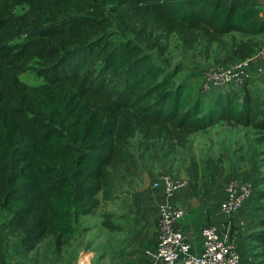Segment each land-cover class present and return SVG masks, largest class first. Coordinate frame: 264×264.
<instances>
[{
    "label": "trees",
    "instance_id": "obj_1",
    "mask_svg": "<svg viewBox=\"0 0 264 264\" xmlns=\"http://www.w3.org/2000/svg\"><path fill=\"white\" fill-rule=\"evenodd\" d=\"M129 8L137 23L125 27L146 47L110 31ZM175 30L224 44L230 33L264 34V10L259 0H0V210L28 250L50 235L65 244L81 216L115 197L114 172H138L135 136L183 148L217 124L264 132L258 78L216 88L207 102L155 57ZM29 69L40 83L21 79ZM261 165L264 183V148ZM113 216L103 226L121 229ZM258 226L264 243V217Z\"/></svg>",
    "mask_w": 264,
    "mask_h": 264
},
{
    "label": "rangeland",
    "instance_id": "obj_2",
    "mask_svg": "<svg viewBox=\"0 0 264 264\" xmlns=\"http://www.w3.org/2000/svg\"><path fill=\"white\" fill-rule=\"evenodd\" d=\"M259 2L264 10V0ZM26 9L24 5L18 6L14 12L20 14ZM114 17L115 26L110 29L114 37L131 38L147 46L143 38L129 32L125 27L126 22L137 23L130 8L123 10L120 15L115 14ZM194 33H187V40L178 30L167 33L163 38L165 52L151 51L166 67L180 68L178 79L191 74L197 93L209 96L205 98L207 102H210V97L218 88L216 82L204 78L208 70L229 67L249 58L264 63V34L250 37L230 33L223 36L225 43L220 44L209 42L198 32ZM197 34V40L191 42ZM20 77L28 84H38L42 81L32 69L21 73ZM255 85L264 97V77L257 80ZM262 136L264 137L263 131L224 123L192 134L183 148L171 146L162 140L150 146L139 135L131 139L129 148L137 158V170L149 172L146 174L150 188L153 180L165 173L188 178V185L178 193H183L188 205L209 198L221 204L227 196L232 179L249 180L253 194L236 213L239 218L235 227V245L243 257L244 264H264V243L254 238L260 219L264 217V201L258 199V191L264 188V183L253 182L251 176L256 169L262 175ZM221 154L223 158L218 159ZM114 175L118 184L131 178V175L123 171H116ZM99 196L101 197V194ZM108 208L109 203L104 200L93 214L81 216L76 223L74 237L65 244L58 246L55 238L50 235L31 250L22 244L16 232L5 228L6 214L0 210V264H80L81 260L85 264H145V247L155 235L152 226L140 223L136 227L128 225L121 226L119 230L107 229L102 221ZM185 208L188 206H185L184 210ZM111 218L117 222L115 215ZM150 220L152 221V218ZM102 233H121L122 238L119 240L111 238L112 235H106L105 239H100L103 238ZM131 239L133 246L130 244ZM101 241H122L123 244L118 248L108 247L110 245L98 246Z\"/></svg>",
    "mask_w": 264,
    "mask_h": 264
},
{
    "label": "built area",
    "instance_id": "obj_3",
    "mask_svg": "<svg viewBox=\"0 0 264 264\" xmlns=\"http://www.w3.org/2000/svg\"><path fill=\"white\" fill-rule=\"evenodd\" d=\"M250 77H264V63L249 58L229 67L212 68L204 76L216 82L218 88L231 85L237 90ZM188 183V178L171 173L162 174L153 181L155 189L163 190L164 200L158 208L156 250L151 253L152 258L162 264H244L230 234L235 226L236 213L253 194L251 182L242 178L230 181L227 196L221 203L225 233L222 234L217 226L206 222L201 227L203 249L199 253L194 252L188 236L179 224L185 210L178 202V193Z\"/></svg>",
    "mask_w": 264,
    "mask_h": 264
},
{
    "label": "crops",
    "instance_id": "obj_4",
    "mask_svg": "<svg viewBox=\"0 0 264 264\" xmlns=\"http://www.w3.org/2000/svg\"><path fill=\"white\" fill-rule=\"evenodd\" d=\"M190 75L191 74H189L188 78L192 83V77H190ZM187 76L188 75L185 77ZM192 84L195 85L194 83ZM222 158L223 154L218 157V159ZM146 173L149 172L145 170H138L135 175L131 176L130 180L118 184V191L116 192L115 197L113 199L106 200V202L109 203L107 212L114 214L117 218V222L122 227L128 225L136 227L140 223H148L150 226H152V229L155 231V235L151 243L145 247V264H162L160 261H155L152 258L151 253L156 250L158 208L164 200V193L161 189H155L153 185L151 188L149 187ZM251 176H253L252 181L257 182L260 177L259 170L256 169L255 173H253ZM178 196V202H180L182 206H188V208H185V214L179 224L182 230L188 236L194 252L199 253L203 249L201 227L206 222L217 226L222 234L225 233L222 226L224 216L221 213V204H217L216 201L209 198L200 200L197 202V204L188 205L185 201L186 198H184L183 193L179 194ZM150 218H152V221ZM237 218H239L238 215L237 217L235 216V226L230 234V239L234 243L237 242V230L235 229V227L238 225ZM102 235L103 238L100 237V239H105L106 237L104 236L106 235H112L111 238L116 239L122 238L121 233H102ZM122 244V241H114L112 243L101 241L98 243V246L110 245L108 247L118 248ZM130 244H132V246L134 244L132 239L130 240ZM80 264L85 263H83L81 260Z\"/></svg>",
    "mask_w": 264,
    "mask_h": 264
}]
</instances>
